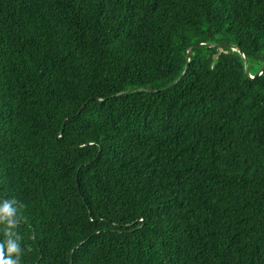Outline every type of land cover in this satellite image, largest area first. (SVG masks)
Returning <instances> with one entry per match:
<instances>
[{
  "label": "trees",
  "instance_id": "16d2710c",
  "mask_svg": "<svg viewBox=\"0 0 264 264\" xmlns=\"http://www.w3.org/2000/svg\"><path fill=\"white\" fill-rule=\"evenodd\" d=\"M263 65L264 0H0L22 264H264Z\"/></svg>",
  "mask_w": 264,
  "mask_h": 264
},
{
  "label": "clouds",
  "instance_id": "9594fccd",
  "mask_svg": "<svg viewBox=\"0 0 264 264\" xmlns=\"http://www.w3.org/2000/svg\"><path fill=\"white\" fill-rule=\"evenodd\" d=\"M16 203L18 201L15 198H0V231L4 235L3 242H0V264H22L25 253V248L21 247L22 236L19 232L12 231L19 223L24 222L18 218L14 219L17 217V209L13 207ZM23 207L24 205L20 204V208Z\"/></svg>",
  "mask_w": 264,
  "mask_h": 264
},
{
  "label": "water",
  "instance_id": "95a60500",
  "mask_svg": "<svg viewBox=\"0 0 264 264\" xmlns=\"http://www.w3.org/2000/svg\"><path fill=\"white\" fill-rule=\"evenodd\" d=\"M198 46H208V47H218V46H221V47H225V46H228V45H223V44H222V45H214V44L202 43V44H197V45H196V47H198ZM192 50H193V47H190L189 50H188V59L191 58ZM234 50H240V49H239V47H235ZM241 55L243 56V58H244V60H245L247 73H248V75H251V74H250V70H249L248 60H247V58H246V56H245L244 53L241 52ZM186 71H187V70H186ZM186 71L184 72V74L182 75V77H181L178 81L174 82L169 88H171V87L175 86L176 84H178V83L181 81V79L185 76ZM263 73H264V65H263L262 69L260 70V72H259L256 76H260V75H262ZM144 90H145V89H144ZM132 91H134V90H132ZM123 93H124V92H123ZM121 94H122V93H119V94H117V95H121Z\"/></svg>",
  "mask_w": 264,
  "mask_h": 264
}]
</instances>
